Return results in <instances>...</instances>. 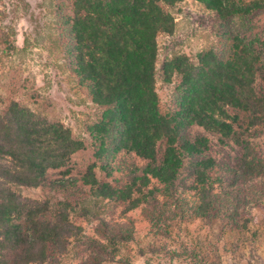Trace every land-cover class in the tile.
I'll list each match as a JSON object with an SVG mask.
<instances>
[{
  "label": "trees",
  "instance_id": "16d2710c",
  "mask_svg": "<svg viewBox=\"0 0 264 264\" xmlns=\"http://www.w3.org/2000/svg\"><path fill=\"white\" fill-rule=\"evenodd\" d=\"M55 1L70 74L105 109L91 137L107 175L67 168L81 143L63 123L0 112V264L60 262L84 230L70 208L89 189L129 220L93 215L102 228L86 238L90 264H140L118 248L136 242L128 216L138 210L153 246L139 251L142 264H223L221 248L247 249L249 264H264L255 254L264 244V0H197L215 14L219 41L196 66L167 62L166 102L158 37L172 35L170 9L185 0ZM16 186L53 193L65 209L53 213Z\"/></svg>",
  "mask_w": 264,
  "mask_h": 264
},
{
  "label": "rangeland",
  "instance_id": "374dc122",
  "mask_svg": "<svg viewBox=\"0 0 264 264\" xmlns=\"http://www.w3.org/2000/svg\"><path fill=\"white\" fill-rule=\"evenodd\" d=\"M55 6V0H0V112L10 118L19 109L35 119L63 123L81 143L80 151L67 163V168L82 172L92 167L98 179H102L107 175L108 166L105 158L95 151L91 134L105 109L95 106L86 90L81 89L70 74L55 27ZM170 11L175 18L174 31L172 35L160 34L158 37L157 90L164 102L171 99L174 88L173 83H166L163 79L167 62L185 57L189 65H195L198 56L219 41L217 27L212 22L215 14L203 3L185 0L171 7ZM14 189L27 199H47L53 213L65 209L60 205H66L63 198L42 188L16 186ZM89 195L88 201L80 203L78 208H70L77 224L84 228L78 235V242L69 248L60 262L54 264H90L89 240L86 238L98 237L96 230L102 228L100 222L93 220V215L102 216L106 210L103 216L108 220L129 221L122 214L124 207L116 208L118 204L111 205L95 198L90 189ZM112 210H115L114 216ZM131 216L138 232L137 240L119 245V255L142 264L145 259L138 257L139 251L149 252V248H153L151 240L145 239L149 226L142 210L134 211L128 217L131 219ZM220 250L223 264H249L251 260L247 249L229 254L222 252V248ZM255 254L264 259V244Z\"/></svg>",
  "mask_w": 264,
  "mask_h": 264
}]
</instances>
